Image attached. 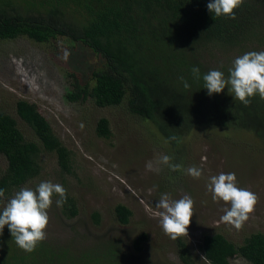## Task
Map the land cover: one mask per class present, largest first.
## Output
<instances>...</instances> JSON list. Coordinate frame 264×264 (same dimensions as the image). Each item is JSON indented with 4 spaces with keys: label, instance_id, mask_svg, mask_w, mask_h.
<instances>
[{
    "label": "rangeland",
    "instance_id": "obj_1",
    "mask_svg": "<svg viewBox=\"0 0 264 264\" xmlns=\"http://www.w3.org/2000/svg\"><path fill=\"white\" fill-rule=\"evenodd\" d=\"M258 1L262 3L264 21V0ZM250 51H264V38L252 36L230 49L207 52L205 59L220 67L229 63V69L237 57ZM96 56L67 37L50 43H39L28 36L0 39V110L14 117L26 140L37 142L42 149L40 174L21 187L34 189L41 181L58 183L77 203L79 211L74 218L61 213L63 207L55 203L58 197L53 198L48 210L44 241L53 250H60V255L68 256L64 263L75 264L76 259L84 264L79 260L84 251L101 259L91 257L85 264H101L107 256H103L100 246L118 240L123 252L135 258L137 264H184L178 238L170 239L159 223L156 203L163 194L173 200L188 195L194 201L188 236H181L194 264H208L199 248L206 234L221 232L242 244L252 233L264 231V139L244 129L203 124L186 133L175 146L151 120L132 113L127 98L119 105L106 107L90 99L67 100L65 95L73 80L70 73L79 71L85 81ZM20 100L37 104L53 134L69 150L68 169H62L57 152L45 150L35 129L19 116ZM101 117L109 119L110 137L97 132ZM161 155L173 157V163L182 164L184 169H202L201 177L194 179L184 171L172 172L167 166H158L156 161ZM149 163L153 170L148 169ZM7 166L6 157L0 155V177ZM221 172L235 173L238 186L258 197L254 211L240 229L220 219L223 209L230 205L214 201L207 190L209 178ZM21 187L3 199L0 209ZM118 204L133 211L128 223L119 220ZM95 211L100 214L98 223L93 218ZM44 241L34 252L44 246ZM17 250L20 248L5 227L0 234V258L12 256ZM231 262L251 264L241 256L231 258Z\"/></svg>",
    "mask_w": 264,
    "mask_h": 264
},
{
    "label": "trees",
    "instance_id": "obj_2",
    "mask_svg": "<svg viewBox=\"0 0 264 264\" xmlns=\"http://www.w3.org/2000/svg\"><path fill=\"white\" fill-rule=\"evenodd\" d=\"M254 2L244 0L235 9L236 18L231 19L212 15L207 9L209 0H0V39L28 36L39 43H50L67 37L94 52L97 61H91L94 67L85 81L79 71L70 73L72 88L66 99H90L106 107L127 98L132 113L151 120L167 139L177 137L171 140L175 146L186 133L203 124L244 129L264 139V99L257 94L245 106L227 88L209 96L203 81L210 70H226L225 77L229 74V63L211 65L205 59L207 52L230 49L252 36L264 38L262 3ZM194 66L200 69L199 79L191 72ZM180 77L190 88L184 87ZM17 111L35 129L44 149L55 150L59 165L68 169L69 150L53 134L37 104L20 100ZM97 132L111 136L108 118L99 119ZM41 153L37 142L26 140L17 120L0 110V155L8 162L0 177L5 197L40 174ZM5 197L0 198V205ZM78 211L74 197L67 195L61 213L74 218ZM116 213L122 223H128L133 211L118 204ZM99 217L95 211L97 223ZM178 242L183 263L194 264L187 244L181 237ZM47 246L44 241L36 252L17 250L12 256L1 257L0 264H65L68 256ZM100 247L107 256L101 264H137L123 252L118 240ZM199 248L208 264H232L235 256L251 264H264V231L252 233L242 244L221 232L206 234ZM80 255L84 264L91 257L101 262L97 254L81 251ZM74 263L78 264L76 259Z\"/></svg>",
    "mask_w": 264,
    "mask_h": 264
},
{
    "label": "clouds",
    "instance_id": "obj_3",
    "mask_svg": "<svg viewBox=\"0 0 264 264\" xmlns=\"http://www.w3.org/2000/svg\"><path fill=\"white\" fill-rule=\"evenodd\" d=\"M244 0H209L208 11L216 17H229L235 19V9L243 4ZM191 72L197 79L200 78V69L192 67ZM228 76L219 70H210L203 75L204 88L209 96L222 93L225 88L234 95L245 106L251 103V98L257 94L264 99V51H250L237 57ZM186 89L190 85L180 77ZM177 140L173 136L169 138ZM173 157L161 155L156 164L167 166L170 171H184L194 179H199L202 169L196 167L183 168L182 164L173 163ZM153 170V165H147ZM159 171V167L155 169ZM207 190L212 194L214 201H223L230 205L223 209L221 220L240 229L244 222L249 219V214L254 211L258 201L255 193L246 188L238 186L235 173H223L211 176L207 184ZM5 197V190L0 189V198ZM57 207H63L67 202V190L58 183L41 181L34 189L28 186L21 187L3 205L0 211V234L3 233L5 225L14 238L17 246L31 253L37 245L46 239V228L49 223L48 210L53 204V198ZM194 201L185 195L178 200H173L168 194L161 195L156 203L159 209V223L165 235L176 240L181 236H188V227L191 223Z\"/></svg>",
    "mask_w": 264,
    "mask_h": 264
}]
</instances>
